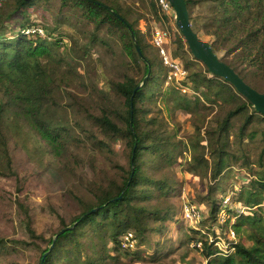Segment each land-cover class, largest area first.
<instances>
[{
  "label": "trees",
  "instance_id": "trees-1",
  "mask_svg": "<svg viewBox=\"0 0 264 264\" xmlns=\"http://www.w3.org/2000/svg\"><path fill=\"white\" fill-rule=\"evenodd\" d=\"M184 1L192 29L211 36L208 44L223 52L220 60L264 93V0ZM51 6L58 9L54 19ZM144 9L167 21L155 0L0 1V177L16 176L11 142L25 146L30 139L35 152L43 142L75 211L68 220L58 217L46 239L35 234L27 207L18 202L28 239L0 234V257L25 246L38 248L37 264H264V115L197 62L179 30L171 34L173 54L193 93L169 95L167 68L137 28ZM64 21L85 39L84 53L96 43L112 53L110 42L119 43L124 70L102 84L85 81L59 31ZM62 91L68 102L59 100ZM45 107L71 108L72 125L45 121ZM172 111L190 115L192 135L179 136ZM186 159L182 173L205 180L192 199L204 207L196 225L180 222L182 209L172 200L182 184L173 166L183 167ZM236 165L248 171L230 182ZM234 195L248 211L238 210ZM173 228L181 233L170 236ZM225 228L235 237L223 234ZM126 233L133 248L122 247ZM36 240L52 247L42 250Z\"/></svg>",
  "mask_w": 264,
  "mask_h": 264
},
{
  "label": "rangeland",
  "instance_id": "rangeland-1",
  "mask_svg": "<svg viewBox=\"0 0 264 264\" xmlns=\"http://www.w3.org/2000/svg\"><path fill=\"white\" fill-rule=\"evenodd\" d=\"M48 17L54 19L58 13V9L55 6L49 7ZM144 17L142 21L137 25L138 29H142L146 34L149 41V51L152 54L157 52L152 44L151 32L155 27L166 31L165 51L167 55L179 63L183 67L181 59L174 56V44L171 40L172 32L178 31L175 26V22L167 18V21L163 19H155L148 11L144 9ZM161 15H164L160 11ZM59 31L62 32L63 41H66L67 49L70 54L69 59L77 68L85 81H91L96 84H102L109 77H115L117 74L124 70L127 57L122 53L119 43L110 42L112 53L107 51L106 48L98 43L94 44L91 48L85 50V39L82 35H76V25L73 22L64 21L61 23ZM78 29V28H77ZM198 36L205 42L210 43L212 41L211 36H207L202 33L201 30L196 31ZM67 33V35H66ZM80 49V50H79ZM218 58L223 57L222 51L216 52ZM199 62V61H197ZM199 64H202L199 62ZM184 68V67H183ZM171 81L164 80V86L167 89L169 95L174 96L176 85ZM187 93L192 94L191 87H187ZM59 100L62 103L68 102V98L62 91L59 94ZM74 111L68 107L54 108L45 107L41 113V117L45 121L58 122L66 126H71L74 119ZM167 116V114H166ZM169 118L173 119L175 123H172L174 130L178 131L179 136L186 137L194 133V129L190 124V115L182 111H172L169 114ZM75 130L74 128H72ZM30 139L24 141L22 146L19 141L15 145L12 142L9 144V153L12 159V168L16 173L15 177H0V234L4 235L7 239H23L27 240L28 236L24 229L23 215L17 207L18 202L27 207L29 215L31 217V227L34 229L35 234H41L44 238L48 239L56 228L59 226L58 217H62L66 220L75 212L69 204L66 196L64 195L65 185L62 178L55 169L57 163L54 158L43 152V148L46 149L43 142H40L43 147L41 151L35 152V147L29 144ZM26 143V144H25ZM188 151V150H187ZM188 153V152H187ZM256 157V154L253 155ZM182 166L178 164L173 166L178 180L182 181L181 185H177L179 192H175L172 200L174 203L182 209L178 218L184 225H196L199 223L203 205H200L192 201L193 197H196L197 193L204 191L205 180L200 181L199 177L183 174L182 170L187 166L188 159L182 160ZM234 172L231 173L229 181L238 176V172H247L246 166H234ZM230 196V193L227 194ZM233 198L239 199L238 210L248 211L249 208L241 206L243 198L239 195H234ZM226 205L229 201L226 198L223 200ZM228 206V205H227ZM193 208L195 210V218L188 217L187 208ZM190 215V214H189ZM199 219H198V216ZM220 219L225 218V213L222 211L219 213ZM183 221H182V220ZM199 221V222H198ZM216 232H219L218 230ZM181 231L173 228L169 231V235L175 237L180 234ZM212 234V233H210ZM217 233L216 237H221ZM223 234H229L231 237H235L232 230L225 228ZM223 236V235H222ZM41 249L43 250L47 245V242L36 240ZM220 246L225 248L224 241L220 238ZM19 251L12 252L0 257V264H37L39 259V250L35 247H19ZM123 260L120 264H134Z\"/></svg>",
  "mask_w": 264,
  "mask_h": 264
},
{
  "label": "water",
  "instance_id": "water-1",
  "mask_svg": "<svg viewBox=\"0 0 264 264\" xmlns=\"http://www.w3.org/2000/svg\"><path fill=\"white\" fill-rule=\"evenodd\" d=\"M171 4V7L175 13V26L179 30L183 40L185 41L186 47L189 49L192 56L196 61L202 63L207 70L213 74L224 78L227 82H229L235 90L244 98H246L254 107V109L264 115V93L258 92L254 88L250 87L246 84L227 64L222 62L220 58H218L216 52L214 53L209 46V44L203 41L198 34L192 29L188 11L186 8V4L184 0H168ZM127 30L129 31L131 38L133 40L135 49L138 53V56L141 60H145L144 56L140 51V47L135 39V36L132 32V28L129 24H126ZM141 80L140 83L137 84L135 89L142 86L145 78ZM134 89V90H135ZM71 226H67L65 229H69ZM65 229L60 230V232ZM56 236H54L55 238ZM52 247L50 244L49 248ZM46 253H43V256Z\"/></svg>",
  "mask_w": 264,
  "mask_h": 264
},
{
  "label": "built area",
  "instance_id": "built-area-1",
  "mask_svg": "<svg viewBox=\"0 0 264 264\" xmlns=\"http://www.w3.org/2000/svg\"><path fill=\"white\" fill-rule=\"evenodd\" d=\"M155 3L158 6L159 11H161L166 16V18L174 22L175 13L171 7L170 2L168 0H155ZM38 31L39 33H42L41 30ZM166 34L167 33L165 30L155 27L151 32L152 44L157 52V55L160 56L162 63L167 68L166 80L171 81V83L175 84V89H179L180 92L182 91V93H187L189 91L187 88L189 87V84L184 83L186 70L181 67L177 61L171 59L169 55H167L168 53L164 48L166 42ZM228 200L229 197H226V201ZM187 215L188 217H190V219L195 218V210L191 207L187 208ZM134 245L135 241L132 238L131 233H126V235L124 236V241L122 242V247L133 248Z\"/></svg>",
  "mask_w": 264,
  "mask_h": 264
}]
</instances>
